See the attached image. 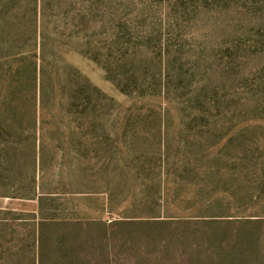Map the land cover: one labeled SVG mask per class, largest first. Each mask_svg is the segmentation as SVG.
<instances>
[{
  "label": "rangeland",
  "instance_id": "obj_1",
  "mask_svg": "<svg viewBox=\"0 0 264 264\" xmlns=\"http://www.w3.org/2000/svg\"><path fill=\"white\" fill-rule=\"evenodd\" d=\"M0 264H264V0H0Z\"/></svg>",
  "mask_w": 264,
  "mask_h": 264
}]
</instances>
